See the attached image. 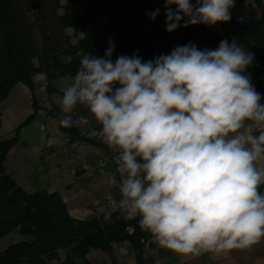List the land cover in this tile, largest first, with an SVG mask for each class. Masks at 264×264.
Listing matches in <instances>:
<instances>
[{
  "label": "clouds",
  "instance_id": "obj_1",
  "mask_svg": "<svg viewBox=\"0 0 264 264\" xmlns=\"http://www.w3.org/2000/svg\"><path fill=\"white\" fill-rule=\"evenodd\" d=\"M174 6V7H173ZM235 0H164L165 30L228 23ZM255 7V5H254ZM160 9L147 15L155 20ZM239 22H243V18ZM79 52L60 101L63 128L84 106L116 153L113 210L182 256L250 249L264 238V96L250 74L254 54L234 38L142 61ZM72 57H68L71 62ZM111 219V212L104 216ZM49 264H57L53 259Z\"/></svg>",
  "mask_w": 264,
  "mask_h": 264
},
{
  "label": "trees",
  "instance_id": "obj_2",
  "mask_svg": "<svg viewBox=\"0 0 264 264\" xmlns=\"http://www.w3.org/2000/svg\"><path fill=\"white\" fill-rule=\"evenodd\" d=\"M155 9L160 14L153 21L147 13ZM165 20L164 0H0V102L18 82L26 83L33 93L38 73H46L49 80L73 77L80 59L77 53L104 57L110 43L115 46L113 60L138 54L147 61L177 45L215 49L221 40L231 43L234 38L254 54L245 74L264 96V0H235L231 20L212 27L185 28L181 21V27L169 33ZM32 101L37 111L34 94ZM1 116L0 111V126ZM19 128L12 137L0 138V238L14 230L21 237L0 252V264H49L53 259L57 264H88L90 249L109 252L114 242H130L137 263L151 264L141 242L148 232L140 228L138 219L120 211L74 217L60 192H29L6 171L5 158ZM63 129L81 139L73 126ZM259 190L264 192V185ZM109 212L111 219L106 221ZM61 249H67L65 257Z\"/></svg>",
  "mask_w": 264,
  "mask_h": 264
},
{
  "label": "crops",
  "instance_id": "obj_3",
  "mask_svg": "<svg viewBox=\"0 0 264 264\" xmlns=\"http://www.w3.org/2000/svg\"><path fill=\"white\" fill-rule=\"evenodd\" d=\"M71 79L66 75L49 80L46 73H38L34 76L33 93L26 83H16L0 102V138L12 137L20 127L16 143L7 152L5 168L22 187L29 192L58 191L72 216L89 218L106 212L98 208L105 201L108 186L100 182L95 170L101 146L81 141L77 134L59 124L64 115L60 107L63 88ZM29 93L38 102L37 111L28 99ZM74 114L83 115L101 127L84 106H77ZM29 116L31 119L25 122ZM72 126L80 130L76 124ZM258 166H264V161ZM60 254L65 257L67 249H61ZM87 260L88 264H138L136 249L130 242H114L109 252L90 249ZM150 260L151 264H264V238L250 249L220 255L203 253L199 257L182 256L155 246Z\"/></svg>",
  "mask_w": 264,
  "mask_h": 264
},
{
  "label": "built area",
  "instance_id": "obj_4",
  "mask_svg": "<svg viewBox=\"0 0 264 264\" xmlns=\"http://www.w3.org/2000/svg\"><path fill=\"white\" fill-rule=\"evenodd\" d=\"M28 99L32 100V93L28 94ZM73 123L78 125L80 128L81 141H92L101 146V151L96 161V173L99 176V180L102 184L108 186V194L105 198L103 205L107 206V211H118L113 210L112 200L119 199V184L120 177L116 172L117 168V157L116 153L109 149L106 144H104L98 137L99 127L92 124L91 121L79 114L73 115ZM139 220V218H137ZM132 230V228H130ZM143 246V253L145 257H151L154 252V247L159 246L154 237L148 232V234L141 239ZM153 264H159L158 262H153Z\"/></svg>",
  "mask_w": 264,
  "mask_h": 264
},
{
  "label": "rangeland",
  "instance_id": "obj_5",
  "mask_svg": "<svg viewBox=\"0 0 264 264\" xmlns=\"http://www.w3.org/2000/svg\"><path fill=\"white\" fill-rule=\"evenodd\" d=\"M69 33H73V30H69ZM82 36V34H80ZM76 41V39H74ZM80 115V114H79ZM92 123V122H91ZM84 198V197H82ZM107 206L102 205L101 208H98L99 211H107L106 210ZM20 234L17 230L10 232V234L5 235L4 237L0 238V252L6 249L10 244L20 240Z\"/></svg>",
  "mask_w": 264,
  "mask_h": 264
}]
</instances>
